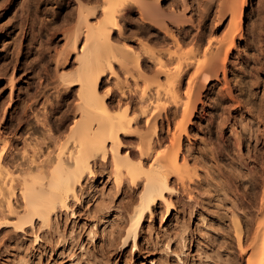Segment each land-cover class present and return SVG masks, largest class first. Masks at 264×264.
Returning a JSON list of instances; mask_svg holds the SVG:
<instances>
[{
	"label": "rangeland",
	"instance_id": "rangeland-1",
	"mask_svg": "<svg viewBox=\"0 0 264 264\" xmlns=\"http://www.w3.org/2000/svg\"><path fill=\"white\" fill-rule=\"evenodd\" d=\"M241 1V32L228 56L226 77L220 71L209 86L199 87L201 100L185 137L184 155L199 171L196 183L187 191L175 190L170 211L162 205L147 215L136 243L123 245L120 234L140 190L117 188L109 163L99 162L79 200L51 226L0 227V264H247L246 237L264 202V42L258 41L264 35V0L131 2L114 40L118 46L145 43L165 51L176 36L189 51L196 42L222 39L230 7ZM75 7L73 0H0V136L18 140L12 147L19 151L25 139H34L36 128L48 129L35 115L43 114L48 95H56L49 92L54 58L66 46L63 34L74 25L63 18ZM60 115L52 116L48 127L56 129ZM161 121L166 136L167 121ZM137 141L138 135L126 138L122 153L135 151ZM235 217L243 226V250L233 229Z\"/></svg>",
	"mask_w": 264,
	"mask_h": 264
},
{
	"label": "bare ground",
	"instance_id": "bare-ground-1",
	"mask_svg": "<svg viewBox=\"0 0 264 264\" xmlns=\"http://www.w3.org/2000/svg\"><path fill=\"white\" fill-rule=\"evenodd\" d=\"M138 1L73 0L76 7L63 23L74 25L64 30L66 46L53 57L49 92L56 95H48L43 114L35 115L36 122L48 129L41 133L36 128L34 139H25L21 151L12 147L18 140L0 136V227L11 224L25 231L38 222L51 226L54 217L79 200L84 182L95 177V166L109 163L117 188L140 190L120 234L123 245L135 244L147 215L162 205L168 213L171 194L179 188L189 190L199 179L198 169L184 155L185 137L201 100L198 89L209 86L220 71L226 77L245 3L230 7L222 39L196 42L187 51L174 36L173 47L164 51L145 43L138 48L118 46L114 40L116 31L121 34L120 21L131 11L130 3ZM261 36L257 40L264 42ZM111 78L115 80L108 83ZM105 84H109L106 91ZM56 113H61L60 123L52 129L48 123ZM162 118L168 125L166 136ZM134 135H138L136 150L122 153L124 140ZM262 204L253 217V232L248 230L252 235L246 237L247 264H264ZM233 229L243 250L239 217L233 219Z\"/></svg>",
	"mask_w": 264,
	"mask_h": 264
}]
</instances>
